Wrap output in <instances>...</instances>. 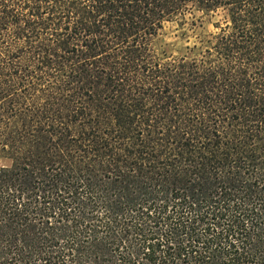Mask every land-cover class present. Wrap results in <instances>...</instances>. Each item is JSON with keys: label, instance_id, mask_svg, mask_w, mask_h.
<instances>
[{"label": "trees", "instance_id": "16d2710c", "mask_svg": "<svg viewBox=\"0 0 264 264\" xmlns=\"http://www.w3.org/2000/svg\"><path fill=\"white\" fill-rule=\"evenodd\" d=\"M0 146V264H264V0H0Z\"/></svg>", "mask_w": 264, "mask_h": 264}, {"label": "rangeland", "instance_id": "374dc122", "mask_svg": "<svg viewBox=\"0 0 264 264\" xmlns=\"http://www.w3.org/2000/svg\"><path fill=\"white\" fill-rule=\"evenodd\" d=\"M220 13L206 14L194 12L185 17L177 18L173 22H167L163 31L156 40L158 52L166 55H187L198 53L194 46L201 45V41L218 29L216 23L221 22ZM12 160L0 146V168L10 167Z\"/></svg>", "mask_w": 264, "mask_h": 264}]
</instances>
